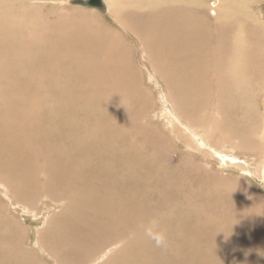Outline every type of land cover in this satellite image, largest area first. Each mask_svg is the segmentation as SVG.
Wrapping results in <instances>:
<instances>
[{
	"label": "bare ground",
	"instance_id": "bare-ground-1",
	"mask_svg": "<svg viewBox=\"0 0 264 264\" xmlns=\"http://www.w3.org/2000/svg\"><path fill=\"white\" fill-rule=\"evenodd\" d=\"M101 1L142 42L172 131L205 160L214 154L243 170L241 177L264 179V158L254 172L248 156L235 152L253 153L258 144L249 134L257 118L248 102L259 86L264 95V15L255 11L264 0H213L214 20L204 0ZM52 2L65 7L69 0H0V190L28 208L41 197L60 206L41 217L34 241L43 257L55 264H264V198L209 172L204 161L187 160L164 179L157 140L124 101L130 86L106 60L116 81L107 88L100 51L94 57L92 41L101 50L112 31L58 11L53 25ZM88 51L92 60L81 65ZM87 86L91 95L83 98ZM209 97L222 121L205 125ZM262 119L256 138L264 147V112ZM224 139L231 145L220 144ZM5 207L0 197V264H45L23 246L24 226L18 223L20 235ZM153 220L165 246L145 235Z\"/></svg>",
	"mask_w": 264,
	"mask_h": 264
},
{
	"label": "rangeland",
	"instance_id": "rangeland-1",
	"mask_svg": "<svg viewBox=\"0 0 264 264\" xmlns=\"http://www.w3.org/2000/svg\"><path fill=\"white\" fill-rule=\"evenodd\" d=\"M212 1L213 0H204L205 6H203L202 9H204V14L208 18L211 17L210 19L214 20L216 14L213 12V9L209 10V8L212 6ZM64 5L65 7L57 6L52 2V6H48V18H50L53 25H56L58 23L59 15L56 12L58 11L61 14L62 12L69 14L68 16L71 17L72 21H86L95 26L93 27L94 29H99L101 26L102 28H106L112 31L110 41H108V43L105 44L101 48V50L100 45H97L96 41H92L96 48L94 57L100 51L98 64L100 63V66L103 65L102 67L104 75L106 73L105 80L107 88H113L114 85L116 86V81L114 79V75L112 78H108V67L105 68L106 60L111 61L113 69L116 67L120 70V72H116L118 80L122 84H128L130 86V91L128 92L127 99L124 101L128 102L129 104H134L136 108V114L135 116H133L132 114L130 116L132 117V119L137 121L141 127L146 126L148 128V133L142 129L145 134L147 133L150 138H154L155 140H157V147L162 151V156L159 160L163 161L164 165L161 161L159 162L162 164V173L164 179L165 176L170 178L173 174V170H180L181 168H183V165H185V162L187 160H191V163L196 164L202 163L204 161L209 172L218 174L219 176H223L225 178L231 177L233 179H238L248 185L249 188L252 187L251 189L255 190V192L259 196L264 198V179L257 176L255 173L254 175H256V178L252 174H249L247 177L243 178L240 176V173H243V170L231 165H223L214 154H211L212 156L208 157L209 161L205 160V156L203 155V153L189 148V145L192 146L193 142L190 139H187V136H182L181 134H179V132L174 133L172 131V125L169 124V113L168 111H166L168 114L167 115L164 111V107L162 108L161 88L156 81L150 80L149 78L147 65L149 67L151 66L148 61H146L147 64H145L141 53L142 42L140 41L141 44L139 43L138 37L132 34V32L126 30V26L124 27L123 24L117 22L114 16L110 14V12H103L97 7H87L89 8L88 11L86 8L78 6V4H73L71 0H69V2L65 3ZM263 6L264 3L256 4L255 11L257 10L256 12L264 15ZM61 20L64 21L63 18ZM242 21L245 20L242 19ZM64 22L66 23V26L70 25V22ZM116 39H118V42L114 43L116 44V48L112 50L110 49L111 41H114ZM92 54L93 52L88 51L83 57L81 65L91 61ZM263 69L264 64L263 62H261L259 72V74H261V78H263ZM87 90V95H84V92H81L83 98H87L91 95L92 87L89 88L87 86ZM261 90H263V87L259 86V93H257L254 98L251 97V102H248V105L249 107H251L255 118H257L255 128L249 132L250 136L254 137L258 142V144L254 141L252 142V145L255 146V151L253 153H250L243 147L239 146L237 149H235V152H240V154L248 156V161L252 165L254 172L258 162H260V160L264 158V147L258 146L260 144V141L256 138L258 135L257 132H261L263 128L262 114L264 112V95H262ZM110 96H112V98L114 99H117L118 97H114L112 94H110ZM215 103L216 99L212 97L208 98L206 109L204 112L205 125H209L212 123L214 124L215 120L222 121V113H219L215 109ZM124 111L125 110H123V112ZM123 121L127 123L125 113H123ZM189 122L193 123V121L191 120ZM174 125H178V128L182 129L181 125L177 122H175ZM207 128L208 127L205 126L203 129L206 130ZM225 128L226 126H222V129ZM149 132L151 135L149 134ZM182 133H185L183 129ZM219 140L214 142L217 147L219 145ZM224 143H226L227 145H231L225 142V139L221 140L220 144ZM180 178L184 182L187 180L185 176H182ZM172 189L179 192L175 188ZM0 197L6 203L3 214L4 217H7L5 214L7 213V215L13 220L11 226H14L19 234L20 232L18 230V223L24 226L23 230L25 232V244H23V246L33 247V249L36 251V255L38 254L42 258L40 259V261L44 262L45 264H55L53 260L43 257L42 251L35 244L34 239L36 236H38V228L43 227V225L45 224V220L41 217L43 216V214L47 216L48 214H53L54 212L58 213L60 211V206L58 205V203L50 200L47 197H41L37 202L32 204L30 208H28L26 207L24 202L18 203L14 201V203H11V200H9V198L6 197V194L1 190ZM59 203H61V201Z\"/></svg>",
	"mask_w": 264,
	"mask_h": 264
},
{
	"label": "clouds",
	"instance_id": "clouds-1",
	"mask_svg": "<svg viewBox=\"0 0 264 264\" xmlns=\"http://www.w3.org/2000/svg\"><path fill=\"white\" fill-rule=\"evenodd\" d=\"M145 235L148 239L152 240L157 247L166 245V238L162 232L158 231V222L155 220L145 229Z\"/></svg>",
	"mask_w": 264,
	"mask_h": 264
},
{
	"label": "water",
	"instance_id": "water-1",
	"mask_svg": "<svg viewBox=\"0 0 264 264\" xmlns=\"http://www.w3.org/2000/svg\"><path fill=\"white\" fill-rule=\"evenodd\" d=\"M72 3L87 7H97L103 12L106 10L105 5L101 0H72Z\"/></svg>",
	"mask_w": 264,
	"mask_h": 264
}]
</instances>
